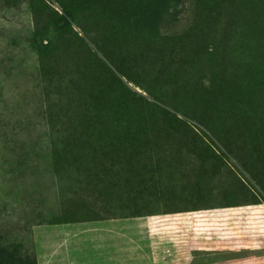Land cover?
Listing matches in <instances>:
<instances>
[{"label": "rangeland", "instance_id": "374dc122", "mask_svg": "<svg viewBox=\"0 0 264 264\" xmlns=\"http://www.w3.org/2000/svg\"><path fill=\"white\" fill-rule=\"evenodd\" d=\"M175 218L230 220L223 256L264 264V0H0L4 252L185 263Z\"/></svg>", "mask_w": 264, "mask_h": 264}, {"label": "crops", "instance_id": "0c3cea01", "mask_svg": "<svg viewBox=\"0 0 264 264\" xmlns=\"http://www.w3.org/2000/svg\"><path fill=\"white\" fill-rule=\"evenodd\" d=\"M161 224H168L174 230L172 233L158 235V243H172L171 253L178 251L180 242L186 241L185 263L173 262L171 264H245L242 256H223L228 250L243 252L246 246L242 244V237L236 236L233 231L225 228L232 227L230 220L219 218H175L160 219ZM162 224V225H163ZM185 230V231H184ZM129 242H139L133 237L124 236ZM165 247V246H163ZM174 250V251H173ZM179 252V251H178ZM130 264V263H128Z\"/></svg>", "mask_w": 264, "mask_h": 264}, {"label": "trees", "instance_id": "16d2710c", "mask_svg": "<svg viewBox=\"0 0 264 264\" xmlns=\"http://www.w3.org/2000/svg\"><path fill=\"white\" fill-rule=\"evenodd\" d=\"M63 44L64 42L62 40H54L50 42V45L48 46V51L46 55L41 53V51L37 52V61L38 66H42L43 63L46 64L48 69H53L54 66V59L57 57L58 52H64L63 51ZM57 54V55H56ZM59 56V55H58ZM44 61V62H43ZM0 264H26L27 258H21L19 254L16 255L13 253L15 251L11 250L10 252L5 253V249H3L2 246H0ZM30 259V258H29ZM31 264H35L34 260L31 259Z\"/></svg>", "mask_w": 264, "mask_h": 264}]
</instances>
